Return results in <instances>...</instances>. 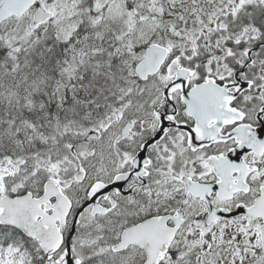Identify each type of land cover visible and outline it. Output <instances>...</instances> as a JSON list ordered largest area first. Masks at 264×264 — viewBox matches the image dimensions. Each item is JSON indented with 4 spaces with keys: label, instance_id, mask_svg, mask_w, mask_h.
<instances>
[{
    "label": "snow or ice",
    "instance_id": "6c2138e0",
    "mask_svg": "<svg viewBox=\"0 0 264 264\" xmlns=\"http://www.w3.org/2000/svg\"><path fill=\"white\" fill-rule=\"evenodd\" d=\"M0 264H264V0H0Z\"/></svg>",
    "mask_w": 264,
    "mask_h": 264
}]
</instances>
